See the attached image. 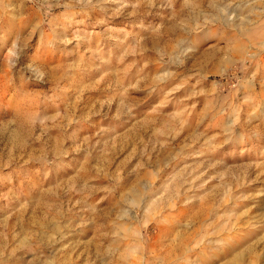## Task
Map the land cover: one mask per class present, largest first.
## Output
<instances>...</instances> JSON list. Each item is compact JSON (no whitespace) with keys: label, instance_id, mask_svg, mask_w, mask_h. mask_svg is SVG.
Wrapping results in <instances>:
<instances>
[{"label":"rangeland","instance_id":"rangeland-1","mask_svg":"<svg viewBox=\"0 0 264 264\" xmlns=\"http://www.w3.org/2000/svg\"><path fill=\"white\" fill-rule=\"evenodd\" d=\"M0 264H264V0H0Z\"/></svg>","mask_w":264,"mask_h":264}]
</instances>
